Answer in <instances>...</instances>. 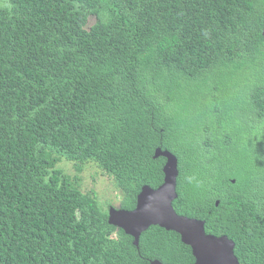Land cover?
Listing matches in <instances>:
<instances>
[{"label":"trees","instance_id":"1","mask_svg":"<svg viewBox=\"0 0 264 264\" xmlns=\"http://www.w3.org/2000/svg\"><path fill=\"white\" fill-rule=\"evenodd\" d=\"M263 26L264 0H0V264H193L158 225L135 246L57 166L94 162L131 210L163 182L156 147L176 213L264 264Z\"/></svg>","mask_w":264,"mask_h":264},{"label":"water","instance_id":"2","mask_svg":"<svg viewBox=\"0 0 264 264\" xmlns=\"http://www.w3.org/2000/svg\"><path fill=\"white\" fill-rule=\"evenodd\" d=\"M262 36L264 38V26ZM158 156L165 158L163 182L156 188L143 185L137 195L136 205L131 210L110 206L107 212L108 223L132 236L135 246H138L143 231L151 225H158L175 231L181 241L190 246L194 256L193 264H240L234 254L233 240L226 235L206 233L203 220L176 213L172 202L177 197L178 159L174 153L161 147L154 150L153 157ZM149 264L163 263L154 259Z\"/></svg>","mask_w":264,"mask_h":264},{"label":"rangeland","instance_id":"3","mask_svg":"<svg viewBox=\"0 0 264 264\" xmlns=\"http://www.w3.org/2000/svg\"><path fill=\"white\" fill-rule=\"evenodd\" d=\"M94 21V17L89 18V23ZM188 89L183 90L180 98L189 97L187 93ZM198 97V94H197ZM196 96L192 95L191 100L195 103L194 106H200ZM192 106V107H194ZM62 168L64 172L71 176L77 175L80 181V188L83 192L92 193L99 204L100 209L103 212H108L110 206L118 207L121 201V192L115 186L112 179L105 174L94 162H85L81 166V170L78 172L73 162L64 158L57 165Z\"/></svg>","mask_w":264,"mask_h":264}]
</instances>
